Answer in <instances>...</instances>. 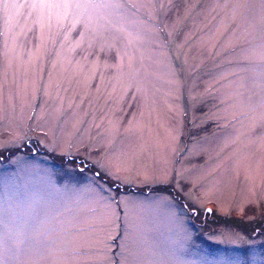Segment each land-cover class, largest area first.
<instances>
[{
	"label": "rangeland",
	"instance_id": "obj_1",
	"mask_svg": "<svg viewBox=\"0 0 264 264\" xmlns=\"http://www.w3.org/2000/svg\"><path fill=\"white\" fill-rule=\"evenodd\" d=\"M0 264H264V0H0Z\"/></svg>",
	"mask_w": 264,
	"mask_h": 264
},
{
	"label": "trees",
	"instance_id": "obj_2",
	"mask_svg": "<svg viewBox=\"0 0 264 264\" xmlns=\"http://www.w3.org/2000/svg\"><path fill=\"white\" fill-rule=\"evenodd\" d=\"M16 151H18V149H16ZM16 152H14V154H15Z\"/></svg>",
	"mask_w": 264,
	"mask_h": 264
},
{
	"label": "snow or ice",
	"instance_id": "obj_3",
	"mask_svg": "<svg viewBox=\"0 0 264 264\" xmlns=\"http://www.w3.org/2000/svg\"><path fill=\"white\" fill-rule=\"evenodd\" d=\"M98 175H99V173H98ZM209 211H211V210H209Z\"/></svg>",
	"mask_w": 264,
	"mask_h": 264
}]
</instances>
